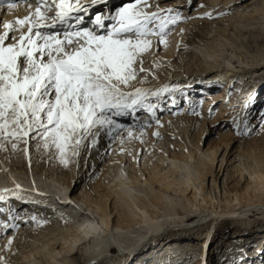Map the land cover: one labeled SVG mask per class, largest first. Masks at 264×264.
<instances>
[{"label":"bare ground","instance_id":"obj_1","mask_svg":"<svg viewBox=\"0 0 264 264\" xmlns=\"http://www.w3.org/2000/svg\"><path fill=\"white\" fill-rule=\"evenodd\" d=\"M83 1L89 11L79 15L89 29L97 14L114 15L134 3ZM148 3L149 12L179 10L180 19L167 25L163 45H158V35L149 37L145 72L125 90L159 91L152 95L156 99L166 92V103L154 104L151 114L135 122L130 113L128 118L112 116L122 127L109 134L105 125L96 137L86 136L75 147V158L68 151L67 166L55 146L45 149L42 141L40 146L36 140L18 143L16 150L7 139L0 142L2 264H199L213 255L210 246L216 242L217 255L225 259L216 264H264V226L254 227L253 219L264 223V139L242 144L240 135L228 131L215 142L205 140L213 128L225 129L238 99L242 111H252L254 89L263 93L253 107L257 114L251 126L264 117V48L252 57L229 51L231 60L224 67L225 53L186 40L191 27H198L208 13L232 12L233 19L252 13L264 21V0ZM196 60L198 69L192 67ZM9 215L17 219L9 220ZM4 223L18 227L5 229ZM226 223L231 225L229 237L227 233L214 241L213 228ZM9 238L12 244L6 248Z\"/></svg>","mask_w":264,"mask_h":264},{"label":"snow or ice","instance_id":"obj_2","mask_svg":"<svg viewBox=\"0 0 264 264\" xmlns=\"http://www.w3.org/2000/svg\"><path fill=\"white\" fill-rule=\"evenodd\" d=\"M20 2L24 0H0V7L13 9ZM43 2L35 0V21L29 16L0 23V142L7 139L16 150L18 143L36 140L40 146L42 141L45 149L55 146L67 166L68 151L77 155L74 149L86 136L96 137L105 125L109 134L122 127L115 125L112 116L132 113L138 107L152 113L154 106H145L144 100L158 96L159 91L125 89L132 88L131 82L145 72L143 54L151 47L149 37L158 35V45H163L165 29L180 19L179 10L149 12L148 0H134L114 15L97 14L89 29L79 15L89 10L80 0L76 6L68 0H52L42 15ZM97 2L106 0H91L93 5ZM48 12L54 15L49 17ZM106 22H112L111 26ZM24 26L26 31L17 35ZM232 123L236 135L249 134L246 123L243 133L236 119ZM260 127L264 128V117ZM23 151L27 153L28 148ZM8 219L17 217L9 215ZM2 227L14 231L18 225L4 223ZM11 244L9 238L5 247Z\"/></svg>","mask_w":264,"mask_h":264},{"label":"rangeland","instance_id":"obj_3","mask_svg":"<svg viewBox=\"0 0 264 264\" xmlns=\"http://www.w3.org/2000/svg\"><path fill=\"white\" fill-rule=\"evenodd\" d=\"M233 16L234 14L232 12H226V13H222L221 15L217 14L216 16L207 17L198 27H196V25H193L191 27L190 31L187 32L188 37L186 40L189 43H191L192 41H196V44H199L201 46H207L209 51L212 53H216L218 55L225 53L223 54V57H222L223 58L222 66L224 67L227 66L228 59L231 60L229 51H240L245 57L247 56L252 57L254 55L255 56L259 55V51H262V49L264 48V38L262 37L264 34V21L259 15H253L252 13H251V16H249L247 19H238V18L233 19ZM231 62H233L235 66L238 65V59L236 58H234ZM198 64L199 62L198 60H196V65H193L192 67L198 69L199 67H201ZM196 69L193 71H196ZM261 81L263 80L260 77H255V83L261 84ZM232 90L235 91V88L233 87ZM262 93H263V89L262 90L260 89L258 91H256L255 89L253 90L251 97L253 95L254 97L249 99L250 101L249 104L252 107V111L248 113H245V111H242V107H241L242 103L239 104V102H241L242 100L238 99L237 100L238 102L236 103L238 107H235L234 114L230 118L231 121L228 122V125L225 127V129L213 128L212 131H210V133L206 135V138H205L206 143L215 142L216 140H218V138L222 137L223 134H226L228 131L231 133H235V126L232 123L233 119H236L237 122L241 123V124L239 123V125H240V131L242 133L244 132L245 122L248 125L249 134L240 135L239 138L241 141L239 143L243 144L245 140L258 141L261 138L264 139V132L259 133L261 120L260 122L256 123L254 126H251V121L252 119L256 117V114H257L256 113L257 111L255 109L253 110V107L256 105V103L261 98L260 95ZM232 94H233V91H232ZM180 99H183V97H180ZM197 109L198 108L196 105V110ZM251 113L254 115H252ZM239 143H236L234 146L237 147ZM72 157L75 158L76 156L72 155ZM72 160L73 159H71L70 161L71 163H72ZM1 212L2 211H0V214ZM62 219L64 220V218ZM253 219L256 220L255 226L253 225L254 227L264 226V223L261 221V219H257V217H253ZM230 228H231V225L229 223H226L222 226L221 225L215 226L212 230L213 240L217 241L218 239H221L224 234H227V233L229 237L230 235L229 233L232 232ZM240 230H243V228H241ZM247 235H250V234H245V236ZM233 236L234 235H232V237ZM201 239L202 238H198V240H201ZM241 243H242L241 241L240 242L238 241L237 245L240 247L242 246ZM243 248H241L242 251H243ZM232 249H230V252L232 251ZM210 251L212 252L213 255H210V254H208V256L206 255L205 258L199 261V264H216V262L218 261L225 260L222 257H219V255H217V251H218L217 242L216 244H213L210 246ZM112 254L113 255L118 254L117 250L112 249ZM234 255H232V257ZM99 264H104V263L101 262Z\"/></svg>","mask_w":264,"mask_h":264}]
</instances>
